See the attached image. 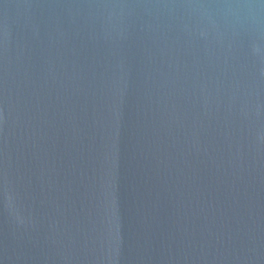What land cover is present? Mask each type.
I'll return each mask as SVG.
<instances>
[{
    "label": "water",
    "instance_id": "95a60500",
    "mask_svg": "<svg viewBox=\"0 0 264 264\" xmlns=\"http://www.w3.org/2000/svg\"><path fill=\"white\" fill-rule=\"evenodd\" d=\"M0 264H264V0H0Z\"/></svg>",
    "mask_w": 264,
    "mask_h": 264
}]
</instances>
